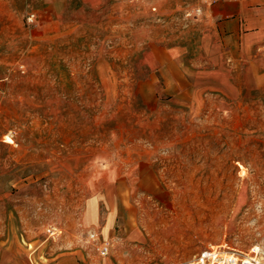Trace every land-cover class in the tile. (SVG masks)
I'll use <instances>...</instances> for the list:
<instances>
[{"label":"rangeland","instance_id":"rangeland-1","mask_svg":"<svg viewBox=\"0 0 264 264\" xmlns=\"http://www.w3.org/2000/svg\"><path fill=\"white\" fill-rule=\"evenodd\" d=\"M135 3L0 0V264H187L264 243V49L236 89L166 90L137 34L192 43L193 18Z\"/></svg>","mask_w":264,"mask_h":264},{"label":"crops","instance_id":"crops-1","mask_svg":"<svg viewBox=\"0 0 264 264\" xmlns=\"http://www.w3.org/2000/svg\"><path fill=\"white\" fill-rule=\"evenodd\" d=\"M78 1L92 10L113 9L135 2L146 6L154 4L156 9L166 12L182 10L184 13L196 5L201 6V13L191 17L192 30L195 29L193 44L189 37L193 32L186 34L188 43L170 44H162L165 35L151 33L149 27L137 34L138 43L147 45L142 50L147 68L163 79L166 90L195 95L236 89L232 75L242 72L244 65L251 63L264 49V0H217L210 4H200L199 0Z\"/></svg>","mask_w":264,"mask_h":264},{"label":"built area","instance_id":"built-area-1","mask_svg":"<svg viewBox=\"0 0 264 264\" xmlns=\"http://www.w3.org/2000/svg\"><path fill=\"white\" fill-rule=\"evenodd\" d=\"M217 0H199L200 4H210ZM153 11L156 7L152 6ZM200 5H196L192 9L184 11V17H196L201 13ZM31 19V17L29 18ZM89 238L96 240L95 233H90ZM109 243L102 242L98 244L97 250L100 255H106L109 252ZM187 264H264V243L254 244L247 250H239L236 248L217 245L210 246L200 251L197 256Z\"/></svg>","mask_w":264,"mask_h":264},{"label":"bare ground","instance_id":"bare-ground-1","mask_svg":"<svg viewBox=\"0 0 264 264\" xmlns=\"http://www.w3.org/2000/svg\"><path fill=\"white\" fill-rule=\"evenodd\" d=\"M4 139H5V140H9V139H10V137H9V136H7V135H5V136H4Z\"/></svg>","mask_w":264,"mask_h":264}]
</instances>
